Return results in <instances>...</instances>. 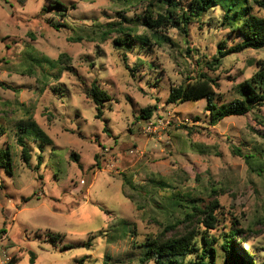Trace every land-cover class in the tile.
Returning <instances> with one entry per match:
<instances>
[{
    "label": "rangeland",
    "instance_id": "rangeland-1",
    "mask_svg": "<svg viewBox=\"0 0 264 264\" xmlns=\"http://www.w3.org/2000/svg\"><path fill=\"white\" fill-rule=\"evenodd\" d=\"M52 1L0 0V109H12L0 111V150L10 149L13 167L9 175L0 166V264L13 258L15 264H32L33 255L34 264H74L82 258L85 264H157L143 244L191 234L199 237L200 250L206 247L205 237L215 239L216 264H222L220 247L232 229L242 230L235 252L264 264V107L213 125L203 100L167 102L172 89L190 88L205 73L215 81L216 104H230L240 98V85L264 65V49L231 54L218 65L221 45L229 49L240 43L233 21H226L219 7L192 18L187 36L178 27L158 29L169 42H157L144 25L148 12L171 9L177 18L191 0H175L173 9L155 2L151 6L152 0H97L99 8H89L87 0H81L83 7L77 0H58L67 6L65 12L51 8ZM258 1L264 2L249 0L250 13L262 17ZM128 11L134 15L128 17ZM100 16L110 23L100 24ZM79 22L90 24V33L78 31L74 23ZM120 24L134 32H115ZM140 27L151 35H135ZM113 33L118 38L112 50L138 48L137 67L155 74L145 84L147 93L140 87L124 90L129 88L123 82L125 73L133 84L146 78L138 80L137 67L130 69L126 56L100 65V71L108 73L104 87L91 75L97 65L82 42H104ZM206 34L215 41L211 60L200 57L194 47ZM95 52L110 59L98 44ZM182 61L191 82L170 87L175 79H184ZM60 66H65L67 78L49 87V80L59 79L54 70ZM86 81L92 82L90 87ZM41 85L49 88V105L60 102V93L75 97V129L66 127L55 109L49 111L34 99L44 96ZM94 85L109 96L100 115L89 95ZM121 95L126 107H121ZM146 109L152 111L149 119L143 114ZM80 123L93 131L81 134ZM19 136L30 151V166L23 161ZM85 170L91 174L88 187L95 198L77 201L72 193L82 185L74 177ZM64 178H69L67 188ZM195 207H212L216 230L208 232L201 224L206 215ZM217 229L222 244L214 235Z\"/></svg>",
    "mask_w": 264,
    "mask_h": 264
},
{
    "label": "trees",
    "instance_id": "trees-1",
    "mask_svg": "<svg viewBox=\"0 0 264 264\" xmlns=\"http://www.w3.org/2000/svg\"><path fill=\"white\" fill-rule=\"evenodd\" d=\"M174 1L175 0H152L150 4L154 6L153 2H155L160 4L162 8L167 5L168 8L173 9L176 7ZM52 4H54V7L52 6L51 8L55 10L63 12L67 10V6L61 1L53 0ZM257 4L260 8L264 9L263 1H258ZM217 7L221 8L224 12V19L226 21H233L231 23L232 28L240 38V43L235 47L227 49L221 45L220 52L218 53V65L223 58L231 54L241 53L248 49H264V18L250 13L249 0H191L187 11L177 18L174 17L171 9L165 10V13H153L149 11V15L144 18V25L154 32L157 42L163 44L169 42V39L158 35V29L164 26L178 27L179 30L187 36L188 27L192 22V18L204 16L210 9ZM121 25L122 24H120L118 29H115V32L119 34H124L126 30L134 32L131 29H124ZM109 35L110 33H107V36ZM125 42L126 41H124V44ZM121 44L123 45V43ZM127 45L126 43V46ZM213 65L214 64L211 63L207 66L211 68ZM238 93L240 95L239 99L234 100L226 106L219 107L215 102V81L207 74L203 73L199 75L196 84L192 87L187 89L182 87L172 89L167 102L169 104H177L207 100L206 110L209 112L213 125H217L220 121L229 117L244 116L250 113L255 107H264V65L261 64L260 70L250 80L240 85ZM89 95L100 115L102 113L100 110L103 106L102 103L105 100H109V96L106 92L101 91L97 85L92 87ZM143 114H146L149 119L152 116V111L151 109H146ZM35 132L40 137H46L43 132ZM17 143L21 147L23 161L27 166H30L31 154L25 139L19 136ZM250 158L251 157H246L247 160ZM0 166L5 168L9 175L13 173L10 149L0 150ZM194 210L197 213L206 215L201 224L209 230L208 232L216 230L218 220L212 207H206L205 211H202L198 207H195ZM187 215L190 216L189 213H187ZM191 217L195 218V216ZM240 234H242L241 229H232L227 236H225L224 243L220 247L223 253L222 264H254L247 253L239 255L235 252L234 243L237 239H242ZM204 240L205 242H203V244H205L206 247L201 250L199 247H196L198 242L194 234L180 240H169L164 243L152 242L149 245L143 244L142 246L146 247L147 255L154 257L157 264H216L215 249L212 247V244L216 241L213 238L208 239L207 237H205ZM191 256H194V259H188ZM145 259L148 260L149 258ZM34 262L35 255L31 258V263L34 264ZM85 262L86 260L82 258L77 260L74 264H85ZM15 263L16 260L13 258L7 264Z\"/></svg>",
    "mask_w": 264,
    "mask_h": 264
},
{
    "label": "clouds",
    "instance_id": "clouds-1",
    "mask_svg": "<svg viewBox=\"0 0 264 264\" xmlns=\"http://www.w3.org/2000/svg\"><path fill=\"white\" fill-rule=\"evenodd\" d=\"M77 4L80 5L81 7H83L81 0H77ZM87 6L89 8L101 7V5L97 2V0H87ZM73 15H76V13H73ZM133 15H134L133 11L127 12L128 17H132ZM260 18H264V16H262ZM69 22H71V21H69ZM98 22L102 25L105 23H110V21H105L103 16L99 17ZM74 27H76L78 29V31L80 29H83L85 32H89V33L92 30L91 25L88 23H85V22L74 23ZM105 30H107V29H105ZM171 32L174 34L175 29H172ZM145 34H147L149 36L151 35L150 33H146V29H144L143 27L138 28L136 33H135V35H137V36H144ZM117 38H118V34L113 33L104 42H101L100 40L95 39V38H93L92 40L85 39L82 42L83 47L87 50L88 54L93 57V62L96 63V65H97L96 69L94 70V72L91 75H93L94 79L99 82L100 87L105 86V81H106L107 75H108V73L100 71V65L101 64L108 65L112 61H114L117 56L120 57V61H123L125 56H126L128 67L130 69L133 67H137L138 48H133L131 50V52H116V51L112 50L111 44H112V41L117 39ZM233 39H235V38H233ZM231 43L232 42H229V46H231ZM97 44L100 46L101 49H107L108 50V52L110 54V59H108V60L103 59L102 58L103 53H101L100 56L96 55L95 46ZM194 47L199 48L200 57H207L208 60H211V54H214L215 41L212 40L211 37L206 34L204 39L199 41L197 44H195ZM205 48L212 50L211 53L208 51H205ZM140 55H142V53H140ZM193 57L199 58V57H196L195 52H193ZM120 61H116V62L119 63ZM64 67L65 66H60L54 70L59 74V79L49 80L47 82L49 87H54V86L60 85L64 82V80L67 78V75H68V73L66 71H64ZM186 67H187V64H185L182 61L180 71L182 73H184V79H183V81L180 78L175 79V81L170 84V87L187 86V83L191 82V81H188V79H187L189 73L185 72ZM136 74H137L138 80L141 77H146V78L143 80L142 83L133 84L132 81L128 78L127 73H125L124 77H123V82L126 83L129 86V88H126L124 90L127 91L129 89H135L137 87H140V88H144L145 92L147 93L148 88H145V84H147L149 82V80L155 79V74L153 73L152 75L149 76L148 75V69L145 67H137V73ZM85 83L90 87L92 82L86 81ZM40 87L43 90L44 96L43 97L37 96L34 99L38 103H43L45 105V107H48L49 111H52L53 109H55L56 115L59 116L60 119H62L65 122L66 127L75 129L76 123H73V122H77V117H78V113L75 112V108L77 107L76 102H75V97L72 95H68L67 97H64L63 93H60L59 94L61 96L60 102L57 103L55 100H53L51 102V104L49 105L47 100H46V98L49 95V88H46L43 85H41ZM161 87H163V85H161ZM77 94H79V93H77ZM119 99L122 102L121 107H126V103L124 102V97L121 95V96H119ZM200 103L206 104L207 100L200 101ZM0 111L11 113L12 109L4 108V109H0ZM8 119L9 120L15 119V117L9 116ZM78 131L81 134H84L87 136L91 131H93V129H90L88 126L84 125L83 123H80ZM65 159H67V157H65ZM33 163H35V159L33 160ZM0 175H2V174H0ZM68 179L69 178H64L62 180V185L65 188L68 187ZM74 179H76L78 181V183H80L82 185V187L80 189H77L76 193H72L73 197H76L77 201H79V199H89V198L94 199L95 198V194L93 192L89 191L88 186L91 184V174L88 173L87 170H85V173L82 176L78 175V176L74 177ZM49 187H51V186H49ZM45 190H48V189L46 188ZM54 194L59 195V193H54ZM61 199L64 200L65 204H69L68 198L61 197ZM214 235L219 240V237H220L219 229H217V232ZM262 238H264V237H262ZM198 239H199V237H197V240ZM253 239H255V238H253ZM219 242H220V244H222L223 240H219ZM217 247H219V245H217Z\"/></svg>",
    "mask_w": 264,
    "mask_h": 264
},
{
    "label": "crops",
    "instance_id": "crops-1",
    "mask_svg": "<svg viewBox=\"0 0 264 264\" xmlns=\"http://www.w3.org/2000/svg\"><path fill=\"white\" fill-rule=\"evenodd\" d=\"M11 259H9L8 261H10Z\"/></svg>",
    "mask_w": 264,
    "mask_h": 264
}]
</instances>
